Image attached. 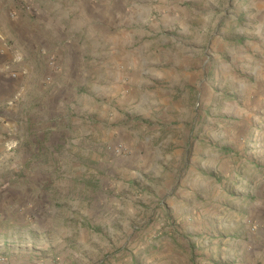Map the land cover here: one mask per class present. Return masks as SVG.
Returning <instances> with one entry per match:
<instances>
[{
	"label": "crops",
	"instance_id": "obj_1",
	"mask_svg": "<svg viewBox=\"0 0 264 264\" xmlns=\"http://www.w3.org/2000/svg\"><path fill=\"white\" fill-rule=\"evenodd\" d=\"M153 2L164 8L160 0H0L3 236L11 225L22 234L28 221L36 223H31L34 228L46 229L50 213L58 210L53 201L58 195L71 199L70 212L80 213L76 206L80 191L85 196L89 183L96 186L97 180H106L89 164H112L116 158L106 145L129 138L132 149L138 148L130 164L139 166L143 161L146 166L153 153L147 150L152 135L145 133L182 129L184 117L171 112L175 108L188 113L194 102L205 109L218 100L223 106L220 111L232 108L230 114L242 118L231 128L218 125L226 139L206 140L208 148L201 163L205 171L197 166L199 151L195 148L194 167L186 174L193 181L189 186L194 197H203L208 189L202 179L209 170L212 175L216 168L225 172L234 164L242 169L251 164L249 155L237 162L233 147L239 145L249 154L254 140L262 139L257 157L264 161V14L250 16L246 25H234L233 30L202 33L192 43L186 29L194 19L183 13L182 18L164 12L153 16ZM28 5L33 11L25 10ZM248 26L253 29L249 31ZM224 53L228 61L223 64L216 58ZM248 68L249 79H234V75L227 79L232 69L243 73ZM216 84L222 90L214 94ZM176 91L182 94L174 100ZM159 104L166 106L151 119L152 111H160ZM146 106L152 110H145ZM212 127L216 128L207 126ZM219 150L227 153L222 156ZM232 175L235 182L238 174ZM254 176H258L253 191L256 198L248 210L250 215L254 212L253 219L262 221L260 227L252 232L247 223H227L219 214L215 221L194 218L181 231L187 235L180 238L186 252L193 248L196 257L190 263L185 255V264H264L263 166L255 168ZM241 180L246 183L248 177ZM218 187L214 190L220 195L223 190ZM210 193L205 198L216 195ZM212 205L209 202L206 210H212ZM164 244L169 250L167 239Z\"/></svg>",
	"mask_w": 264,
	"mask_h": 264
},
{
	"label": "rangeland",
	"instance_id": "obj_2",
	"mask_svg": "<svg viewBox=\"0 0 264 264\" xmlns=\"http://www.w3.org/2000/svg\"><path fill=\"white\" fill-rule=\"evenodd\" d=\"M160 1L164 8L157 7L155 2L151 4L153 16H159L164 12L163 14H171L172 17H181L183 13L194 19L193 23H188L189 27L186 29L187 38L192 43L199 39L202 33L214 34L224 28L233 30L235 26L238 28V25H246L245 22L250 16L258 12L264 14V0ZM195 23L199 24L197 31H194ZM179 26L177 23L176 27ZM252 29L248 26L249 31ZM176 30L179 31V28ZM204 42L207 44V40ZM229 44L237 43L230 41ZM225 54L216 60L227 62ZM250 72L249 68L243 73L240 69L236 71L232 69L227 79L229 80L233 75L234 79L236 76H245L249 79ZM219 85L216 84L214 94L222 90ZM226 86L228 87V84ZM230 87H233L231 82ZM181 94V91H176L174 100ZM216 98L219 99L218 96ZM201 104L194 102L192 104L194 109L189 110L188 113L181 109L172 110L171 113L184 117L185 122L181 123L182 129L178 128L173 132L145 133V136L152 135L148 137L152 140V144L150 147L148 145L147 150L148 154L153 153V160L146 166H143L142 159L139 166L130 164L138 148L135 146L134 150L132 149L129 138L124 137L117 143L106 145V150L116 158L112 164L109 162L89 164L91 169L96 171L94 173L105 177L106 180L101 183L97 180L96 186L95 184L91 186L89 183L86 187L90 192L85 193V196L80 191V200L76 199L80 213L70 212L71 199L58 195L56 198L53 197V201H56L55 205L59 206L58 210L50 213V222H47L46 229L34 228L31 223H36L28 221L27 226L23 227L22 234L11 225L6 227L3 236L0 222V264H165L166 262L172 264L173 261L185 264L187 254L190 263H195L194 249L191 248L190 253L186 252L185 244L180 240L181 236H187L185 232L181 233L188 225L186 223L194 218L204 222L215 221L219 218L215 216L219 214L227 223H247L251 226L252 232L254 228H259L262 221L259 218L253 219L254 212L250 215L248 205L256 198V193L253 192L256 185L258 186L256 180L258 176H254L255 168L261 166L264 168V161L257 157L261 151L258 144L263 141L262 139L254 140L255 144L247 149L249 154L243 153L244 150L239 148V145L232 149L234 157L238 159L237 162H241L240 160L249 155L250 165H245L242 169L239 164H234L225 172L216 168L215 171L212 170V175L209 174L211 173L209 170V173H204L202 179L203 184L208 187L203 191V197H194L191 192L189 185L193 181L188 180L186 174L194 167L191 159L196 153L195 148L199 151L197 166L200 167L199 170L205 171L207 168L205 169L201 163L204 161L203 154L208 148L206 140L214 139L213 141L218 143L226 139L223 136V128L218 125L225 124L231 128L238 125L242 119L230 114L232 108L227 112L220 111L223 106L218 105V100L213 102V105H217L210 104L205 109ZM159 106L160 111H152L151 119L156 118L159 113L161 115L166 104ZM144 108L147 111L152 110L148 106ZM191 113L194 115L191 116ZM211 124L216 128L212 127L209 130L207 126ZM126 140L129 143H126ZM236 142L237 140L234 143ZM119 145L126 147L128 153L115 154L112 149ZM211 146L214 147L212 143ZM219 152L222 156L223 153H227L220 150ZM217 161L218 163L221 161V156L218 155ZM233 173L238 174L239 177L235 182L230 178L233 177ZM241 177H248V181L245 183ZM218 186L223 190L220 195L214 190L215 188L218 190ZM182 187L183 194L179 192V188ZM212 191L216 195L205 198ZM73 202L72 200L71 205ZM209 202H212L214 210H206ZM200 205L204 208H199ZM52 206L50 205V208ZM198 212L200 217H197ZM66 216H72V219L67 220ZM166 239L171 245L169 250L164 244Z\"/></svg>",
	"mask_w": 264,
	"mask_h": 264
},
{
	"label": "built area",
	"instance_id": "obj_3",
	"mask_svg": "<svg viewBox=\"0 0 264 264\" xmlns=\"http://www.w3.org/2000/svg\"><path fill=\"white\" fill-rule=\"evenodd\" d=\"M25 10L30 11V12L33 11L31 5L25 6ZM112 150L115 154H127L128 153V149L120 145L117 147H114Z\"/></svg>",
	"mask_w": 264,
	"mask_h": 264
}]
</instances>
